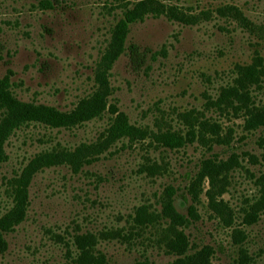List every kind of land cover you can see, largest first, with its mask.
Masks as SVG:
<instances>
[{
  "label": "rangeland",
  "instance_id": "374dc122",
  "mask_svg": "<svg viewBox=\"0 0 264 264\" xmlns=\"http://www.w3.org/2000/svg\"><path fill=\"white\" fill-rule=\"evenodd\" d=\"M1 84L0 264H264V0H0Z\"/></svg>",
  "mask_w": 264,
  "mask_h": 264
},
{
  "label": "trees",
  "instance_id": "16d2710c",
  "mask_svg": "<svg viewBox=\"0 0 264 264\" xmlns=\"http://www.w3.org/2000/svg\"><path fill=\"white\" fill-rule=\"evenodd\" d=\"M46 7H49V6H46ZM133 10H128L124 16L123 19H121L118 23V27H120L118 30H123V28L125 26H127V23L128 22H132L134 20V17L132 16L134 13ZM125 34L126 32L122 33V37L119 36V33L116 32L115 33V36H117L119 39H121L122 41H124V38H125ZM130 50L133 52H137V48L136 47H131ZM258 60V63L261 64V59H256ZM258 67V64L257 62L254 63L253 65H247L246 67H242L241 69V72H240V75L238 77V80H237V84L234 85V86H231V87H228V89H224L222 91V94H221V97L224 98V99H229L232 97V96H238L240 97L246 104V107L248 106V101L251 100L250 98V95L246 90V87L249 85V84H253L255 82H258L259 80V72L260 70L257 68ZM252 79L254 81H252ZM0 91L3 93L5 90L4 86L1 84L0 86ZM7 92V91H6ZM6 94V93H5ZM7 95V94H6ZM102 109V108H101ZM101 109H96L91 115L90 117H88L87 119H91L92 116H94V114H97L101 111ZM40 120V119H39ZM42 122H44V119L42 118L41 120ZM70 121V120H69ZM65 122V124H72L71 122ZM48 124H51V125H54L56 127H59V126H62L63 124L61 123H48ZM63 126H67V125H63ZM235 158L233 159L232 158V161L230 160H227V161H221L220 165L223 166V168L227 169L228 166H232V162H234ZM20 183V181H18ZM260 186H261V190H262V194L261 196L258 198V200L254 203L259 205L260 209H264V175H262L260 177ZM253 205V206H254ZM140 213V214H139ZM139 216L137 217V220H139L141 223H144L145 222V216L143 215V212H141L139 210ZM179 220H182L184 222V217L183 216H180ZM182 222V223H183ZM172 228L173 231L175 232L176 236L178 238L181 239V241L184 240V233L182 230H178V229H175V227L173 226ZM75 241H76V244L79 246L80 250H81V253H80V256L78 258V262L80 264H101V258H97L95 257V255H93V251L90 252V248L91 246L94 245L95 243V240H94V235L92 234H83V235H77L75 237Z\"/></svg>",
  "mask_w": 264,
  "mask_h": 264
}]
</instances>
